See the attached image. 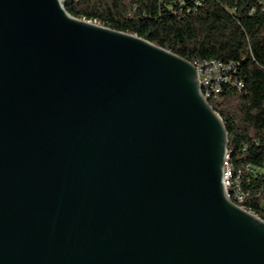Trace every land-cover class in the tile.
Returning a JSON list of instances; mask_svg holds the SVG:
<instances>
[{"label":"water","instance_id":"obj_1","mask_svg":"<svg viewBox=\"0 0 264 264\" xmlns=\"http://www.w3.org/2000/svg\"><path fill=\"white\" fill-rule=\"evenodd\" d=\"M227 150L192 62L0 0V264H264Z\"/></svg>","mask_w":264,"mask_h":264},{"label":"trees","instance_id":"obj_2","mask_svg":"<svg viewBox=\"0 0 264 264\" xmlns=\"http://www.w3.org/2000/svg\"><path fill=\"white\" fill-rule=\"evenodd\" d=\"M64 7L192 63H235L209 103L227 130L231 199L264 220V0H66Z\"/></svg>","mask_w":264,"mask_h":264},{"label":"built area","instance_id":"obj_3","mask_svg":"<svg viewBox=\"0 0 264 264\" xmlns=\"http://www.w3.org/2000/svg\"><path fill=\"white\" fill-rule=\"evenodd\" d=\"M59 2L64 6L66 0H59ZM252 12H254V9L252 10ZM192 64L195 66L198 73V80H199L201 93L208 101L211 97L218 95L221 92L222 85L224 83L231 80V73L235 70V66H236L235 63L233 62H223L218 59L195 61ZM235 84L238 88H242V84L239 83L238 81ZM228 160H229V151L227 150L223 173H224V185L228 192V196L231 199L230 178L232 174L230 171ZM239 200L240 201L243 200L242 196H239Z\"/></svg>","mask_w":264,"mask_h":264}]
</instances>
